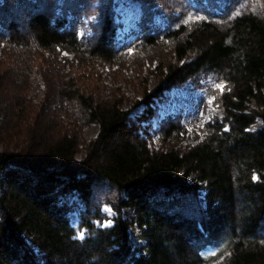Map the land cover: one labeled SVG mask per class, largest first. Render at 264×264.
<instances>
[{
	"label": "trees",
	"instance_id": "obj_1",
	"mask_svg": "<svg viewBox=\"0 0 264 264\" xmlns=\"http://www.w3.org/2000/svg\"><path fill=\"white\" fill-rule=\"evenodd\" d=\"M259 1L126 0L138 16L125 32L116 0H0V264H264ZM159 47L171 56L131 108L87 91L66 59L108 65ZM40 76L49 101L98 126L79 158L80 125L27 100ZM204 84L222 88L197 142L181 146L184 130L170 123L169 145L151 149L133 110ZM100 184L117 192L108 227L93 199ZM201 191L200 217L173 206Z\"/></svg>",
	"mask_w": 264,
	"mask_h": 264
},
{
	"label": "rangeland",
	"instance_id": "obj_2",
	"mask_svg": "<svg viewBox=\"0 0 264 264\" xmlns=\"http://www.w3.org/2000/svg\"><path fill=\"white\" fill-rule=\"evenodd\" d=\"M116 1L124 3L119 4L116 9L119 19L124 24V28L121 31L126 32L129 28L134 27L138 16V6L137 4H128L126 0ZM260 1L259 4L263 8L264 0ZM62 55L66 54L63 53ZM170 56L169 49L159 47L146 53H135L108 65L94 62L85 63V61L77 63L72 59V55H68L66 59L69 62L71 75L87 91H93L99 99L107 101L113 99L121 103L124 108H131L135 101L141 99L144 91L151 93L155 90L158 81L156 66L163 61H167ZM72 60L74 62L71 66ZM204 85H206V91L197 89L194 86L173 88L162 95L152 96L153 101L148 106V110H144V108L133 110L132 115L141 114L140 130L142 135L146 137L151 149L160 150L169 145L162 142L161 136L162 130L170 123L178 125L184 130L183 139L181 142L179 141L181 146L197 142V139L203 134L204 123L212 117V113L215 111L212 103V93L217 90L220 92L222 88L220 84ZM46 94L47 92L40 76V86H32L26 97L35 110L48 103V110L54 112L53 116L64 128L75 130L76 128L73 124L77 122L80 125L78 127V138L81 145L78 148L77 156L79 158L83 154L84 145L96 136L98 126L95 123L85 124V119L79 116V113L76 114V117L68 115L65 112V107L63 109L60 107L61 101H49L46 98ZM251 107L256 108L254 102L251 103ZM261 124L258 120L253 128L260 127ZM92 192L94 201L100 204L101 212L108 218L103 226L108 227L112 224L111 219L116 216L113 205L117 192L105 184L94 186ZM203 194L204 191H201L198 196L181 203H175L173 206L185 215L198 218L201 215L200 206L204 205ZM125 212L128 213L127 210ZM131 234L135 245L138 246L139 240L135 236V231L132 230Z\"/></svg>",
	"mask_w": 264,
	"mask_h": 264
}]
</instances>
